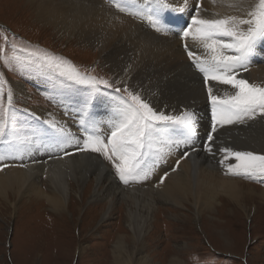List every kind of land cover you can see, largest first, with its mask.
<instances>
[{"label": "bare ground", "instance_id": "obj_1", "mask_svg": "<svg viewBox=\"0 0 264 264\" xmlns=\"http://www.w3.org/2000/svg\"><path fill=\"white\" fill-rule=\"evenodd\" d=\"M32 1L37 3L38 19L49 31L79 45L90 47L119 76V82L130 84L156 111L178 115L185 110L195 112L204 105L208 108L205 88L199 75L190 68L185 51L181 48L182 38L170 29L167 35L157 33L147 21L121 13L104 0ZM143 2L144 0H137L138 5ZM170 2L175 5L182 4V0ZM196 2L188 0V4L192 6ZM248 2L252 0H245V3ZM216 12L222 16L239 14L221 4L219 0L215 5L211 0L203 1L201 15L208 14L207 17L211 18ZM178 15L179 12L173 17L169 15V21L178 19ZM165 17L162 15L161 19L169 27V21L165 22ZM188 41L190 47L196 48L191 40ZM245 77L255 85L264 87V54L253 63L251 72ZM47 82V76H41L35 81L36 84L40 83L39 87ZM71 87H83L93 91L88 85L63 77L58 92V101L63 110L49 114L48 110L38 106L31 111L28 109L30 113L40 117L39 128L48 127L43 121L54 117L75 138L78 131H84L81 120L85 118L84 112L87 109L86 127L89 131L94 134H108L111 121L121 107L122 95L112 89L103 88L109 93L106 97L100 100L94 93H90V100L84 104L82 100L88 96L87 91L72 96L71 91L74 92V89ZM100 89L102 86H99ZM14 92L27 95L22 83L14 84ZM202 126L208 128L205 121ZM39 135V140L41 138L47 142L52 136L62 138L53 129L44 131V136L39 131ZM214 143L213 154L196 152L185 159L182 153L172 151L166 161L157 164L153 170L158 176V182L136 189L122 187L114 173L97 158L79 154L57 159L55 157L60 152L54 154V144H45L49 151L42 149L43 145L34 144L28 155L25 152L26 163H10L8 165L11 167L0 171V215H4L5 208H10L17 221L24 218L26 213L30 214L32 220L33 213L44 207L59 222L87 225L89 218L95 219L93 225L97 228L100 218L105 223L113 218L115 212L120 214L123 209L131 234L122 235L118 229L120 234L116 237V244L111 252L115 263L155 264L144 250L147 236H153L156 232L160 213L169 212L167 215L176 220L175 224L184 225L191 220L192 223L199 221L205 225H216L217 229H220L219 226L228 225L229 217L240 214L251 217L253 210L254 216L263 215L264 191L243 183L241 177L226 175L225 168L219 163L222 153L218 149L223 146L264 154V119L258 118L246 125L219 128ZM1 145L12 149L10 143ZM42 153H50L52 158L40 159ZM181 156L184 160H181ZM165 176L164 183L160 184L159 180ZM258 178L264 180V177ZM258 201L260 204H257ZM101 210L104 212L99 219L93 217L94 211ZM53 219L49 220L52 224ZM119 220L120 215L116 221ZM127 238L133 242V252L128 250ZM74 247L78 255L86 249L81 241ZM169 264L187 263L173 256Z\"/></svg>", "mask_w": 264, "mask_h": 264}, {"label": "rangeland", "instance_id": "obj_2", "mask_svg": "<svg viewBox=\"0 0 264 264\" xmlns=\"http://www.w3.org/2000/svg\"><path fill=\"white\" fill-rule=\"evenodd\" d=\"M37 8V3L32 0H0V80L6 81L5 96L8 88L13 93V103L17 111L14 119L15 126L22 129L24 135L32 137V143L29 145L21 146L10 143L12 149H7L1 145L0 154L8 157L3 162L4 164L26 163V153L27 155L30 153L34 144L43 145L41 148L47 151L49 150L45 144L50 146L54 144L56 146L54 154L60 151L56 157H64V153L69 149L77 151L74 143L71 145L74 148L69 146L61 150V146L66 140H60L56 136L50 137L48 142L41 138L38 139L40 136L38 129L41 131V136H44L43 132L51 128L40 129L39 121L29 113L32 108L37 106L48 110L49 114L63 110L58 101V92L63 77L47 68L29 67L22 71L17 62L12 59L14 52L21 56L25 55L18 51L19 48H39L63 57L81 73L108 80L113 85L112 90L126 87L129 91L137 93L130 84L119 82V76L114 74L90 47L79 45L75 41L72 42L68 38H62L53 31H49L47 26L38 19ZM5 36L7 41L4 39ZM13 45L16 46L15 49ZM43 75L47 76L48 82L39 87L40 83L36 84L35 81H38ZM15 83H22L27 95L14 92ZM100 86L104 87L103 85ZM72 88L74 89V92L71 91L72 96H78L79 93L87 91L88 96L82 100L84 104L90 100V93H94L100 100L109 94L103 88L98 93L83 87ZM120 93L127 97V93L123 91ZM139 95L142 97L141 94ZM142 99L145 100L144 97ZM25 109L27 111H24ZM46 120L59 123L54 117ZM78 133L81 136L78 137L77 135L75 139L78 137L79 140H83L85 131H78ZM8 139L11 141L12 137L9 136ZM42 154L40 159L52 158L50 153ZM107 163L115 174L111 164L108 161ZM0 166L3 165L0 164ZM241 181L264 191L263 179L241 177ZM150 183H157L154 174L149 175L148 179L142 182L123 185L128 188L134 185L145 187ZM257 204L260 202L258 201ZM122 210L120 214L115 212L113 218L105 223L100 218L104 210L94 211L93 217L100 218L96 228L93 225L95 219L89 218L88 221L86 220L87 225L83 223L71 225L63 221L59 222V220L53 219L48 210H44V207L33 213L34 219L32 220L29 217L30 214L26 213L24 218H20L23 223L16 220V215H13L10 208H5L3 210L5 216L0 215V264H116L111 252L116 244V237L120 234L118 229L122 235L129 236L131 234ZM254 211L251 217H244L241 214L233 218L229 217V224L219 226L220 229H217L216 225H205L199 221L192 223L190 219L184 225L175 224L176 220L167 215L169 212L160 213L156 232L153 236H147L144 252L155 264H169L173 256L180 258L187 264H264V212L263 215L254 216ZM119 215L121 220L117 222L116 219L118 220ZM51 217L54 220L53 224L49 222V220L52 221ZM64 236L65 238H63ZM78 241L86 246L81 255L75 253L74 245ZM127 245L128 250L133 252L134 245L129 238H127Z\"/></svg>", "mask_w": 264, "mask_h": 264}, {"label": "snow or ice", "instance_id": "obj_3", "mask_svg": "<svg viewBox=\"0 0 264 264\" xmlns=\"http://www.w3.org/2000/svg\"><path fill=\"white\" fill-rule=\"evenodd\" d=\"M217 2L218 0H211L214 5ZM219 2L239 14L222 16L216 12L211 18H206L201 15L200 0L190 23H187L180 33L185 41L184 48L188 59L202 76L206 97L211 105V130L205 145V151L209 154H213L214 134L219 128L246 125L258 118L264 119V87L238 78L241 70H247L249 57L254 54L256 44L264 41V0H252L248 3H245V0ZM108 3L121 13L147 21L155 32L165 35L168 34L169 27L162 21L161 13L165 10L183 12L188 7V0H182L180 5H173L170 0H144L140 5L137 0H108ZM4 39L7 41L6 36ZM188 40L202 50V53L192 51ZM15 47L13 45L14 49ZM18 51L25 55L14 52L12 59L22 71L29 67L47 68L75 83L90 86L94 92L99 91L100 85L105 88L113 87L108 80L85 75L70 61L42 49L22 47ZM5 85L6 81L0 80V144L29 145L32 143V137L24 135L23 130L15 126L17 111L13 103V93L8 88L5 96ZM216 85H227L235 91L219 95L215 89ZM115 91L127 93V98H121V107L117 109L116 116L111 121L110 132L106 136L94 134L86 127L87 109L84 112L85 118L81 120L85 131L83 140L75 139L70 131L55 121L45 120L43 123L65 138L66 142L62 144L61 150L74 143L78 152L99 154L111 164L119 181L129 185L148 179L155 166L165 162L174 148L181 144L187 146L189 138L197 129V117L190 110L178 115L158 112L138 93L129 91L126 87L115 88ZM29 115L36 120L40 119L35 113ZM170 128L184 130L185 139H163ZM9 136L12 137L11 141ZM192 151L197 149L193 148ZM218 151L222 153L219 163L225 168L226 175L245 179L264 177V154L223 146ZM73 154L64 153L65 156ZM188 155L190 153L186 152L184 158ZM7 158L0 154V164L3 165L0 171L11 167L3 163ZM229 160L233 162L228 163ZM176 167H179V162ZM165 178L166 176L161 178L160 184L164 183Z\"/></svg>", "mask_w": 264, "mask_h": 264}]
</instances>
